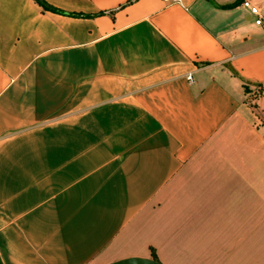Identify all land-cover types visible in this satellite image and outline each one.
<instances>
[{
	"label": "crops",
	"instance_id": "crops-1",
	"mask_svg": "<svg viewBox=\"0 0 264 264\" xmlns=\"http://www.w3.org/2000/svg\"><path fill=\"white\" fill-rule=\"evenodd\" d=\"M242 1L0 0V264H264Z\"/></svg>",
	"mask_w": 264,
	"mask_h": 264
},
{
	"label": "built area",
	"instance_id": "built-area-1",
	"mask_svg": "<svg viewBox=\"0 0 264 264\" xmlns=\"http://www.w3.org/2000/svg\"><path fill=\"white\" fill-rule=\"evenodd\" d=\"M242 7L245 8L253 17H255V24L260 25L264 23L263 18L260 15L259 9L252 5L248 0H243L241 3ZM187 80L192 81L191 76H187Z\"/></svg>",
	"mask_w": 264,
	"mask_h": 264
},
{
	"label": "water",
	"instance_id": "water-1",
	"mask_svg": "<svg viewBox=\"0 0 264 264\" xmlns=\"http://www.w3.org/2000/svg\"><path fill=\"white\" fill-rule=\"evenodd\" d=\"M112 264H160L152 259H126Z\"/></svg>",
	"mask_w": 264,
	"mask_h": 264
},
{
	"label": "trees",
	"instance_id": "trees-1",
	"mask_svg": "<svg viewBox=\"0 0 264 264\" xmlns=\"http://www.w3.org/2000/svg\"><path fill=\"white\" fill-rule=\"evenodd\" d=\"M37 1H38V3L41 4L44 8H46V9H51V8H49L47 5H45L43 2H41V0H37ZM233 5H234V4H233ZM233 5L225 6V7H223V8H229V7H232ZM152 258H153L154 261H157V262H158V260L156 259V256H155L154 253L152 254Z\"/></svg>",
	"mask_w": 264,
	"mask_h": 264
}]
</instances>
